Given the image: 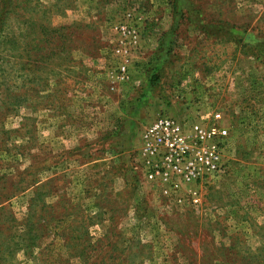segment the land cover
Listing matches in <instances>:
<instances>
[{
  "label": "rangeland",
  "instance_id": "obj_1",
  "mask_svg": "<svg viewBox=\"0 0 264 264\" xmlns=\"http://www.w3.org/2000/svg\"><path fill=\"white\" fill-rule=\"evenodd\" d=\"M22 1L0 2V264H264V0ZM217 112L200 203L135 169L156 118Z\"/></svg>",
  "mask_w": 264,
  "mask_h": 264
},
{
  "label": "built area",
  "instance_id": "obj_2",
  "mask_svg": "<svg viewBox=\"0 0 264 264\" xmlns=\"http://www.w3.org/2000/svg\"><path fill=\"white\" fill-rule=\"evenodd\" d=\"M121 31L137 41L135 32L126 26H121ZM121 70L125 72L126 66ZM221 122L218 112L207 122L159 116L143 132L135 169H140L146 180L166 186L164 193L177 190L182 184L190 186L191 201L200 203L197 185L210 181L224 168L229 130Z\"/></svg>",
  "mask_w": 264,
  "mask_h": 264
},
{
  "label": "trees",
  "instance_id": "obj_3",
  "mask_svg": "<svg viewBox=\"0 0 264 264\" xmlns=\"http://www.w3.org/2000/svg\"><path fill=\"white\" fill-rule=\"evenodd\" d=\"M0 2L2 3L1 5L3 8V14L4 16H6L9 14V11L20 8L23 1L22 0H0Z\"/></svg>",
  "mask_w": 264,
  "mask_h": 264
}]
</instances>
